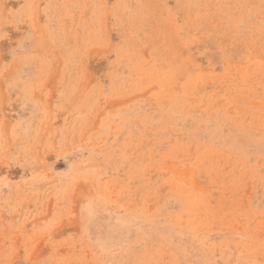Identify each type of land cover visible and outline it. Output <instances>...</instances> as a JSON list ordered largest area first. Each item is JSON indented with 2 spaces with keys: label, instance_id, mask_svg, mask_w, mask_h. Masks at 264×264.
<instances>
[{
  "label": "rangeland",
  "instance_id": "374dc122",
  "mask_svg": "<svg viewBox=\"0 0 264 264\" xmlns=\"http://www.w3.org/2000/svg\"><path fill=\"white\" fill-rule=\"evenodd\" d=\"M0 264H264V0H0Z\"/></svg>",
  "mask_w": 264,
  "mask_h": 264
}]
</instances>
